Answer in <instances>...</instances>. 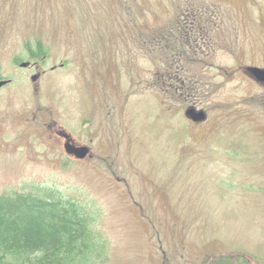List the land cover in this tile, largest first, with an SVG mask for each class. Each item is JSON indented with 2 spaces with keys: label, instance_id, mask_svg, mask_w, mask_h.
<instances>
[{
  "label": "rangeland",
  "instance_id": "rangeland-1",
  "mask_svg": "<svg viewBox=\"0 0 264 264\" xmlns=\"http://www.w3.org/2000/svg\"><path fill=\"white\" fill-rule=\"evenodd\" d=\"M189 13L210 23L209 49L187 54L193 99L162 91L152 51ZM249 67L264 68V0H0V195L41 186L90 207L97 264H264V82Z\"/></svg>",
  "mask_w": 264,
  "mask_h": 264
},
{
  "label": "trees",
  "instance_id": "trees-1",
  "mask_svg": "<svg viewBox=\"0 0 264 264\" xmlns=\"http://www.w3.org/2000/svg\"><path fill=\"white\" fill-rule=\"evenodd\" d=\"M192 14L196 16V24L204 22L202 26L207 30L206 26L210 23L205 16L202 13ZM182 26L179 27L181 32L184 29ZM170 31L179 35L176 30ZM177 39L172 37L170 40L175 42ZM156 43L157 47L152 51L162 47ZM25 46L36 60L47 55L41 43L33 42ZM194 65L195 62L191 64L187 61L178 66L182 75L179 85L181 87L182 82L185 84L181 92L184 91L186 97L192 99L198 97L200 91ZM161 89L164 91L163 86ZM89 209L78 199H68L41 186L25 192L2 193L0 264H97V261H104L108 256V244L100 232L99 214L94 217Z\"/></svg>",
  "mask_w": 264,
  "mask_h": 264
},
{
  "label": "flooded vegetation",
  "instance_id": "flooded-vegetation-1",
  "mask_svg": "<svg viewBox=\"0 0 264 264\" xmlns=\"http://www.w3.org/2000/svg\"><path fill=\"white\" fill-rule=\"evenodd\" d=\"M191 14L190 13L188 15L183 14L184 17L182 16L178 26H176V27H182V25H184L185 32L181 33L179 31L178 33L179 35H175L174 37V38H178L175 42H172V40H170L172 37L170 38L166 37L163 43H161L162 47L160 51H162L163 49V51L165 52V59L167 60L166 63H168L167 65L169 66V70H168L169 72L166 74V76L163 79L164 80L163 87H164V92H167L169 94L171 89L175 91L174 94H180L181 90H183L182 89L183 86H185L184 82L181 83V87L179 85L182 75H180V68L177 67V65L182 64L184 61L186 62L190 60L188 58L189 55H187L188 51L189 52L192 51L193 56H196L197 54H203L205 52V49H209L210 33L207 30H205L204 27L202 26V23L204 22L201 21L199 23L197 22L196 24L195 22L196 16L193 14L192 16H190ZM197 27L199 29H197ZM175 66L177 67L176 69L174 68ZM37 67H39L38 63H34V68Z\"/></svg>",
  "mask_w": 264,
  "mask_h": 264
},
{
  "label": "water",
  "instance_id": "water-1",
  "mask_svg": "<svg viewBox=\"0 0 264 264\" xmlns=\"http://www.w3.org/2000/svg\"><path fill=\"white\" fill-rule=\"evenodd\" d=\"M247 72L249 75L253 76L257 81L264 82V69L249 67L247 68ZM5 84L6 82L0 81V88H2V86H4ZM185 114L187 115L188 119L196 123L205 121L207 116L204 111L197 112L195 111V109H188ZM60 135L63 136V138L65 139V153H67L68 156L74 157L77 160H82L88 157V155L90 154V149L88 147H78L70 135H67L65 133H61Z\"/></svg>",
  "mask_w": 264,
  "mask_h": 264
},
{
  "label": "bare ground",
  "instance_id": "bare-ground-1",
  "mask_svg": "<svg viewBox=\"0 0 264 264\" xmlns=\"http://www.w3.org/2000/svg\"><path fill=\"white\" fill-rule=\"evenodd\" d=\"M33 59V58H32ZM21 69H25V70H28L30 71L31 68L34 69V63L30 61H27V62H22L21 65L19 66ZM38 78V75H34L32 76V80H35Z\"/></svg>",
  "mask_w": 264,
  "mask_h": 264
}]
</instances>
